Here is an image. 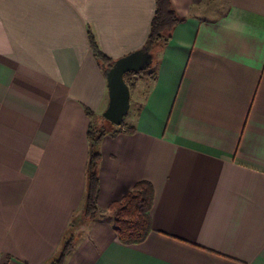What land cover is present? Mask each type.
I'll return each instance as SVG.
<instances>
[{
	"label": "crops",
	"instance_id": "0c3cea01",
	"mask_svg": "<svg viewBox=\"0 0 264 264\" xmlns=\"http://www.w3.org/2000/svg\"><path fill=\"white\" fill-rule=\"evenodd\" d=\"M172 2L134 129L99 145L100 210L154 187L153 230L126 244L82 212L87 110L109 100L88 31L115 60L140 49L155 0H0V264H47L69 232L65 264H264V0Z\"/></svg>",
	"mask_w": 264,
	"mask_h": 264
},
{
	"label": "trees",
	"instance_id": "16d2710c",
	"mask_svg": "<svg viewBox=\"0 0 264 264\" xmlns=\"http://www.w3.org/2000/svg\"><path fill=\"white\" fill-rule=\"evenodd\" d=\"M184 20L185 17L177 12L172 0H155V12L151 21L150 31L142 48L153 55L157 46H165L169 42L175 26ZM88 40L93 56L99 62L106 75L107 70L112 66L115 59L102 50L95 33L91 29L88 31ZM147 69L127 72L124 77L129 86L131 87L134 84L136 80L135 74ZM87 114L91 117V122L87 131L89 157L86 164V192L82 210L83 216L90 220L96 218L110 220L119 241L126 244L140 243L153 230L151 212L155 193L153 184L149 180L142 179L136 182L121 199L113 201L105 211L100 210L97 203L100 188L98 174V165L101 159L100 142L106 134L118 133L121 127H125L129 131L133 130L134 127L125 122V117L121 125L115 126V124L104 117L99 122H96L94 114L90 110H87ZM74 224H76V221L73 220L71 226ZM67 235L57 255L47 264L66 263V259L73 251L75 245L74 234L69 232Z\"/></svg>",
	"mask_w": 264,
	"mask_h": 264
},
{
	"label": "water",
	"instance_id": "95a60500",
	"mask_svg": "<svg viewBox=\"0 0 264 264\" xmlns=\"http://www.w3.org/2000/svg\"><path fill=\"white\" fill-rule=\"evenodd\" d=\"M153 62V55L143 49L134 50L114 61L106 72L108 105L103 117L115 125H121L131 106V90L124 75L147 69Z\"/></svg>",
	"mask_w": 264,
	"mask_h": 264
},
{
	"label": "rangeland",
	"instance_id": "374dc122",
	"mask_svg": "<svg viewBox=\"0 0 264 264\" xmlns=\"http://www.w3.org/2000/svg\"><path fill=\"white\" fill-rule=\"evenodd\" d=\"M116 59H117V58H116ZM146 71H148V70H146ZM146 71H144L141 75H144V74L148 73V72H146ZM137 82H138V81H137ZM137 82H136V83H137ZM136 83H134V84L131 85V87H130V90H132L135 99H133V105L131 104L133 107L131 106V108L129 109L128 113L125 115V122H126V120L128 119L129 115L131 114L132 110H133L135 107H137V106L139 105L138 102L142 100V97H143L142 94H144V92L146 91V88H147L146 83L144 84V83L142 82V80H139V82H138L137 84H136ZM138 93H139V96H138ZM136 99H138V100H137V104H135V100H136ZM102 117H103V114H101V115H97V117L95 118L96 122H99V121L102 119ZM109 122H110V121H109ZM115 126H116V125H115Z\"/></svg>",
	"mask_w": 264,
	"mask_h": 264
}]
</instances>
